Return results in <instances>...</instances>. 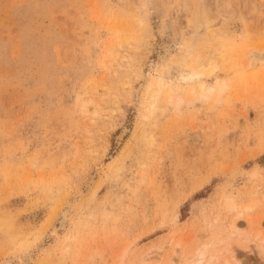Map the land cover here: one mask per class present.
Returning a JSON list of instances; mask_svg holds the SVG:
<instances>
[{
  "label": "rangeland",
  "instance_id": "374dc122",
  "mask_svg": "<svg viewBox=\"0 0 264 264\" xmlns=\"http://www.w3.org/2000/svg\"><path fill=\"white\" fill-rule=\"evenodd\" d=\"M252 48L264 0H0V264H264Z\"/></svg>",
  "mask_w": 264,
  "mask_h": 264
},
{
  "label": "bare ground",
  "instance_id": "6f19581e",
  "mask_svg": "<svg viewBox=\"0 0 264 264\" xmlns=\"http://www.w3.org/2000/svg\"><path fill=\"white\" fill-rule=\"evenodd\" d=\"M246 54H247V60H246L245 64H246L247 68L248 67L252 68V67H255L256 65H264V50H262L261 48H252L249 51H247ZM196 76H198V75H196ZM229 207L233 208L234 205L230 204ZM65 222H66V216L62 214L59 217L58 227L62 228L64 226ZM234 227H235V225L233 223L232 228H234ZM175 245L178 246L179 244L177 243ZM142 261H143V264L147 263L145 258L142 259ZM195 264H199V263H195Z\"/></svg>",
  "mask_w": 264,
  "mask_h": 264
}]
</instances>
